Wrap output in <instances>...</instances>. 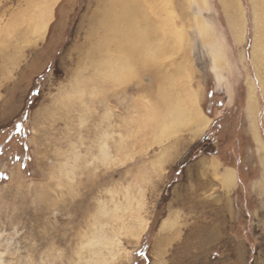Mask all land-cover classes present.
<instances>
[{
    "label": "rangeland",
    "instance_id": "rangeland-1",
    "mask_svg": "<svg viewBox=\"0 0 264 264\" xmlns=\"http://www.w3.org/2000/svg\"><path fill=\"white\" fill-rule=\"evenodd\" d=\"M38 1L0 0V264H264L257 0H175L117 80L101 0H54L43 33ZM174 101L196 116L166 133Z\"/></svg>",
    "mask_w": 264,
    "mask_h": 264
},
{
    "label": "bare ground",
    "instance_id": "bare-ground-1",
    "mask_svg": "<svg viewBox=\"0 0 264 264\" xmlns=\"http://www.w3.org/2000/svg\"><path fill=\"white\" fill-rule=\"evenodd\" d=\"M39 1L38 3H41ZM53 1L54 0H42V5L39 4L40 6L38 7L35 6V8L37 7L36 10L39 9L37 11L38 15L35 14L36 15L35 18L32 17V19H33V23L35 24L36 22H34V19L38 20L37 25H35V27H36V30L40 31L41 33L45 31V29L48 26L49 20L52 18L51 14L53 12L52 11V8H53L52 6L54 3ZM99 3H100L99 5L101 6V9L99 10L98 15L96 17L98 19V25H99L98 30L102 31L101 32L102 36L100 37L102 38L104 44L103 45L100 44L98 48V53H102L103 51L107 49L109 51H114L113 53H115L116 55L114 54L112 56V60L103 58V60L99 61L98 63H101V64L106 63V65H104L103 68L108 69L109 75H111V77H115L116 80L120 78L122 75H125L128 71H131L133 67H137V66L144 67L152 63L154 64V62L158 59L159 53L162 50L161 43L164 38V35H163L164 33H162V27L164 25L163 21L165 20L163 18L165 17L166 19L167 18L169 19V17L176 18L177 16H179L177 12L178 9L175 5L176 3L175 0H163V1L162 0H101ZM256 4H255L256 5L255 12L261 17L260 27L264 33V0H257ZM26 10L29 11L32 9L26 8ZM94 13H97V12H94ZM93 17H95V15ZM30 19L31 17L29 18V21ZM30 24L32 25V23ZM173 25H174V22H173ZM257 31L258 30H256V32ZM34 33H36V31ZM28 35L30 34L28 33ZM99 35L100 33L98 34V36ZM259 40L260 39H258L257 41L259 42ZM259 43H262V42H259ZM110 45L114 47L113 50H110V47H111ZM261 45L263 44H260V46ZM260 51H261L260 54L264 56V48L260 49ZM260 64H259V67H260ZM263 84H264V81H263ZM165 100L166 99H164V101ZM165 108H167V112L165 113L163 117L166 120V122H164L163 124L164 126L163 132H166V133L180 127L186 120L188 122L189 121L192 122V120L196 116V111L193 112L192 110V112H188L182 107V105H179L178 103L171 104V105L169 104ZM251 110L254 111L252 106H251ZM203 120L204 118L200 116L198 119V125H201ZM62 173L63 172H61V174ZM226 178H227L226 179L227 183L233 182L232 181L233 176L231 173L227 174Z\"/></svg>",
    "mask_w": 264,
    "mask_h": 264
},
{
    "label": "crops",
    "instance_id": "crops-1",
    "mask_svg": "<svg viewBox=\"0 0 264 264\" xmlns=\"http://www.w3.org/2000/svg\"><path fill=\"white\" fill-rule=\"evenodd\" d=\"M236 173V172H235ZM236 176H237V174H236ZM238 179V178H237ZM238 181V180H237Z\"/></svg>",
    "mask_w": 264,
    "mask_h": 264
}]
</instances>
